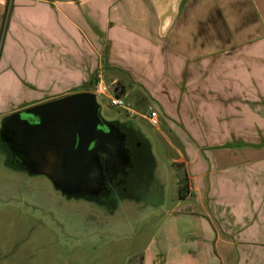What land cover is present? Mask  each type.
<instances>
[{
    "label": "rangeland",
    "instance_id": "obj_1",
    "mask_svg": "<svg viewBox=\"0 0 264 264\" xmlns=\"http://www.w3.org/2000/svg\"><path fill=\"white\" fill-rule=\"evenodd\" d=\"M254 1H249V7L246 4L237 11L238 15L243 13L241 16L235 15L236 10L231 11L228 34L222 38V42L227 41L229 46L244 42V48L238 49L236 53V49L228 50V53L231 51L229 57L243 58L238 67L237 79L233 68L235 65L228 66L227 76L222 75L223 70H215L210 78L211 70L206 72L205 66H197L192 72L184 73L180 84L175 79L171 82L168 80L163 84L165 88L160 84L159 90L157 85L161 81L156 80L153 60L149 67L151 70L145 74L141 72L143 77L150 79L140 80V63L138 69L129 64L110 65L107 49L101 48L99 53L93 54L92 60L85 57L83 73L80 61L75 57L77 50L70 47L66 50V55L71 54L68 57L69 64L62 68L69 73L77 71V76L83 75L81 85L77 88L63 86L60 81L58 85L50 82L41 84L42 89L48 86L50 91L30 92L22 89L23 81L16 78L13 82L11 79L15 76L8 73L12 64L4 65L0 61V87L3 88L1 85L6 83L12 87V91H0V118L25 105L47 102L73 93L93 92L91 90L101 81L107 86L110 96L121 98L135 112L126 116L133 118L147 135L157 162L149 173L139 200L124 197L119 207L114 209L109 203L98 204L85 199L68 198L48 180L32 177L23 168L8 165L0 154V264H143L147 251L149 264H172L173 259V264H176L173 252H182L187 243L193 245L199 235L208 232L211 228L210 218L201 214L195 198L180 202V194L182 188L184 196L189 195L190 180L185 163L191 161L199 149L209 148L213 151L214 146L191 144L195 141L183 129L181 117L172 120L170 110L173 105H176L174 109L180 108L181 101L196 106L206 99L210 100L211 88L220 92L222 76L225 77L222 82L228 84L227 92H243L245 104L253 93L255 99L264 105V20L261 18L262 30L256 34L257 10ZM260 3H264V0H257L256 5L259 7ZM259 10L264 17V8ZM9 20L7 16L0 31V60L6 51ZM241 23L244 25L243 33L233 32L229 27L231 25L235 31V24L240 26ZM211 44L212 49L196 50L195 55H191L195 56V60H200V57L210 52L211 55H220V48L224 45L216 49L217 42ZM85 53L90 55L92 52L85 49ZM189 94L192 95L190 99ZM228 95L234 97V93ZM99 102L107 119L124 114L112 108L106 97H99ZM150 108L159 114L158 127H152L145 119ZM246 109L247 106H244V119L250 115ZM190 116L195 119L193 113ZM228 116L235 117V113L228 112ZM194 122L197 124V121ZM244 125L243 130L238 131L239 140L243 139L245 144H255V161L264 164V124H252L247 120ZM210 130L212 137L222 140L227 136L231 140L230 129ZM205 135L209 133L203 130L202 136ZM247 151L243 150L245 154ZM217 173L220 171L216 170ZM259 183L263 186L264 178ZM224 196L228 202L235 199L230 193ZM211 202L214 203V200Z\"/></svg>",
    "mask_w": 264,
    "mask_h": 264
},
{
    "label": "crops",
    "instance_id": "obj_2",
    "mask_svg": "<svg viewBox=\"0 0 264 264\" xmlns=\"http://www.w3.org/2000/svg\"><path fill=\"white\" fill-rule=\"evenodd\" d=\"M249 1L247 4L246 0L230 3L229 0H0V31L5 18L10 17L6 51L0 61L4 65L12 64L13 69L8 73L15 76L11 79L23 81L22 89L30 92H48L50 87L42 89L41 84L50 82L58 85L60 81L63 86L77 88L81 85L83 75L77 76V71L73 74L62 68L69 64L71 54L66 55V50L70 47L76 48L75 57L83 73L85 57L92 60L93 54L99 53L101 48L107 49L110 65L129 64L138 69L140 63L138 74L151 70L153 60L156 80L161 81L158 88L160 84L165 88L163 84L168 80L175 79L180 84L184 73L192 72L197 66H205L206 72L211 70L210 78L215 70H223L222 75L227 76L228 66L235 65L237 79L243 58L229 57L231 51L228 53V50L236 49V53L244 48V42L229 46L222 38L228 34L231 11L236 10V16L243 15L241 12L238 15L237 11L246 4L249 7ZM254 2L255 33L259 34L261 18L264 20L259 9L264 8V3L258 7L257 0ZM235 25V31L231 25L230 29L243 33L244 25ZM214 41L216 49L224 45L220 48L221 54L211 55L210 52L195 60L196 50L212 49ZM85 49L92 53L87 55ZM222 77L219 88L224 90L218 92L211 88L214 92L210 90V100L196 106L181 101L180 108L174 109L176 105H173L170 110L172 120L181 117L183 129L195 141L191 144L214 146L213 151L199 149L193 159L185 163L190 180L189 195L180 197V202L195 198L201 214L210 218L211 228L199 235L193 245L187 243L182 252H173L176 264H264V185L259 183L264 178V164L255 161V144H245L238 138L245 121L264 124V105L253 93L245 104L243 92H227L228 84L222 82L225 79ZM139 79L150 78L142 75ZM6 84L1 85V92L12 91ZM228 93H234L235 98ZM191 97L189 94L188 98ZM244 106L250 114L246 119ZM228 112L235 113V117H227ZM210 129H230L231 140L227 136L222 140L212 137ZM203 130L209 135L203 137ZM225 143L227 146L223 148ZM244 149H248L246 154ZM216 170L220 173L216 174ZM226 193L233 194L235 199L228 202ZM147 253L143 264H149Z\"/></svg>",
    "mask_w": 264,
    "mask_h": 264
},
{
    "label": "water",
    "instance_id": "obj_3",
    "mask_svg": "<svg viewBox=\"0 0 264 264\" xmlns=\"http://www.w3.org/2000/svg\"><path fill=\"white\" fill-rule=\"evenodd\" d=\"M99 97L95 92L73 93L5 116L2 120L10 127L4 138L8 151L17 153L20 166L48 180L68 198L84 199L102 191L105 168L129 167L131 159L126 149H120L114 165H109L111 159L102 163L100 153L114 143L109 140L112 133L101 131L110 121Z\"/></svg>",
    "mask_w": 264,
    "mask_h": 264
},
{
    "label": "flooded vegetation",
    "instance_id": "obj_4",
    "mask_svg": "<svg viewBox=\"0 0 264 264\" xmlns=\"http://www.w3.org/2000/svg\"><path fill=\"white\" fill-rule=\"evenodd\" d=\"M4 117L2 116L0 118V154L8 165L13 168H23L17 162V153L13 156L8 151L7 144L4 142V138L8 137L10 129L7 122L2 120ZM28 118L32 123H37L32 117ZM107 120L110 123L103 125L101 131L104 134H113V136H109V140L114 143V147L111 146L106 151L103 150L100 153L102 163L107 159H111L109 165H114L116 151L118 152L120 149H126L128 151L131 162L129 167L127 166L125 168L119 167L117 169L110 168L107 170L105 168L103 174L105 182L104 189L102 191H95L94 195H87L84 199L98 204L109 203L116 209L124 197L139 200L143 192V187L146 186L149 173L154 165H156V162L151 154L150 140L133 118L125 114H119L116 118ZM23 169L32 177H41L28 169Z\"/></svg>",
    "mask_w": 264,
    "mask_h": 264
},
{
    "label": "built area",
    "instance_id": "obj_5",
    "mask_svg": "<svg viewBox=\"0 0 264 264\" xmlns=\"http://www.w3.org/2000/svg\"><path fill=\"white\" fill-rule=\"evenodd\" d=\"M94 92L98 94L100 97H106L110 101V106L112 108L123 111L125 115L131 116L135 113L129 107V105L125 104V102L121 98L110 96L107 86L101 81H98L97 84L95 85ZM145 119L152 127H158L160 124L159 114L157 111L153 110L152 108H150V110L146 114Z\"/></svg>",
    "mask_w": 264,
    "mask_h": 264
},
{
    "label": "trees",
    "instance_id": "obj_6",
    "mask_svg": "<svg viewBox=\"0 0 264 264\" xmlns=\"http://www.w3.org/2000/svg\"><path fill=\"white\" fill-rule=\"evenodd\" d=\"M91 91H94V88H93ZM183 192H184V191H183V189L181 188V194H180L181 197H185L184 194H183ZM140 264H141V262H140Z\"/></svg>",
    "mask_w": 264,
    "mask_h": 264
}]
</instances>
